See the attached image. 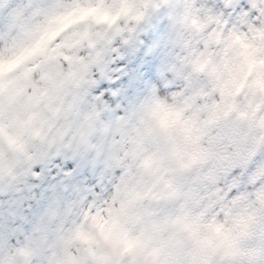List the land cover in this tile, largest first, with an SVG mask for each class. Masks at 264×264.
I'll return each mask as SVG.
<instances>
[{"label": "snow or ice", "instance_id": "6c2138e0", "mask_svg": "<svg viewBox=\"0 0 264 264\" xmlns=\"http://www.w3.org/2000/svg\"><path fill=\"white\" fill-rule=\"evenodd\" d=\"M161 8L160 83L113 108L96 72ZM69 153L87 194L0 264H264V0H0V178Z\"/></svg>", "mask_w": 264, "mask_h": 264}, {"label": "rangeland", "instance_id": "374dc122", "mask_svg": "<svg viewBox=\"0 0 264 264\" xmlns=\"http://www.w3.org/2000/svg\"><path fill=\"white\" fill-rule=\"evenodd\" d=\"M59 2L62 0L56 3ZM157 21L158 17L148 10L144 20L137 25V31L129 34L128 43L122 36H115L111 41L109 47L118 51L108 52L105 58L106 75L100 78L97 71L96 77L106 88L119 87L120 95L108 101L113 108L117 104L127 107L130 101L146 94L148 85L160 83L159 75L167 59L158 58L157 64L153 65L141 47L143 39H158L151 33V29L157 28ZM92 95L98 93L93 90ZM106 95L110 96V92ZM32 167L41 173L39 179L31 174H21L15 181L0 178V258L10 249L39 239L42 235L40 230L56 228L58 222L53 223L46 215L49 208L56 207L58 198L62 201L86 195L94 179L90 168L79 157L72 158L71 154L67 159L64 156L42 158ZM69 172L73 175L68 176Z\"/></svg>", "mask_w": 264, "mask_h": 264}, {"label": "bare ground", "instance_id": "6f19581e", "mask_svg": "<svg viewBox=\"0 0 264 264\" xmlns=\"http://www.w3.org/2000/svg\"><path fill=\"white\" fill-rule=\"evenodd\" d=\"M47 1H49V0H39V2L42 3V4L45 3V2H47ZM213 1L212 0H209L210 3L213 2ZM54 2L56 3L57 0H54ZM55 3H50V4L52 5V4H55ZM261 159H264V157H259L258 161H260Z\"/></svg>", "mask_w": 264, "mask_h": 264}]
</instances>
